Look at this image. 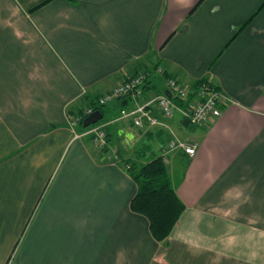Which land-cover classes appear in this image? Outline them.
<instances>
[{
	"label": "crops",
	"instance_id": "0c3cea01",
	"mask_svg": "<svg viewBox=\"0 0 264 264\" xmlns=\"http://www.w3.org/2000/svg\"><path fill=\"white\" fill-rule=\"evenodd\" d=\"M157 67L146 100L167 76L229 99L193 127L194 156L167 155L185 210L166 241L131 208L126 160L169 133L120 118L132 98L111 101L102 150L71 125ZM0 264H264V0H0Z\"/></svg>",
	"mask_w": 264,
	"mask_h": 264
},
{
	"label": "built area",
	"instance_id": "2783aa9c",
	"mask_svg": "<svg viewBox=\"0 0 264 264\" xmlns=\"http://www.w3.org/2000/svg\"><path fill=\"white\" fill-rule=\"evenodd\" d=\"M165 69L157 67L152 71H144L114 86L112 90L102 94L98 98V104L106 106L109 101L120 97H130L139 101L135 108L122 109L120 118H131L137 129L149 130L152 128H162L169 133L167 147L163 149V158L167 162V155L170 151L183 149L190 156H194L197 151V143L182 140L173 131L169 124L174 116V111L180 112L184 118L190 120V125L198 126L209 121L216 120L222 114V105L228 97L220 89L215 87L210 80L200 84L198 89L181 84L174 77H166L168 93L158 94L151 99L144 98V85L153 75H164ZM176 100H181L183 105L177 104ZM94 111L93 106L85 109L83 115H89ZM81 116L71 120V125L79 122ZM112 123V120L91 126L81 133L74 132V139L91 137L92 143L100 150L104 148L107 141L105 127ZM129 145H133L128 140Z\"/></svg>",
	"mask_w": 264,
	"mask_h": 264
},
{
	"label": "trees",
	"instance_id": "16d2710c",
	"mask_svg": "<svg viewBox=\"0 0 264 264\" xmlns=\"http://www.w3.org/2000/svg\"><path fill=\"white\" fill-rule=\"evenodd\" d=\"M204 81L196 82L193 88ZM148 83L147 81L144 88L148 86ZM129 98L128 96L120 97L118 100H121L122 104L126 106L128 102H130ZM90 102L94 110H101L105 116L106 110L104 107L106 106L99 105L96 99H92ZM176 102L179 105H183L181 100H176ZM86 116L87 115H82L79 121L83 130H87L91 127L84 126L83 121ZM108 121L109 120L99 121L96 125ZM152 129H155L159 134L166 131L162 128ZM108 137L109 134H107V138ZM126 166H128L127 170L134 178L138 187L137 194L131 202V208L149 219L150 229L155 239L158 241H166L183 214L185 206L173 187L169 170L163 156H157L145 163L133 162L131 159H127Z\"/></svg>",
	"mask_w": 264,
	"mask_h": 264
},
{
	"label": "rangeland",
	"instance_id": "374dc122",
	"mask_svg": "<svg viewBox=\"0 0 264 264\" xmlns=\"http://www.w3.org/2000/svg\"><path fill=\"white\" fill-rule=\"evenodd\" d=\"M111 101H109L107 104H106V107H104L105 108V110H106V114H105V116L103 117V119L101 120V121H107V120H112L113 119V117L112 116H114V115H116V114H114V115H110V112H109V110H108V108L110 107L109 105H111ZM174 115L176 116L177 115V118H178V120H177V127L181 130V131H177L176 130V134L178 135V137L179 138H181L182 140H186L187 138H189V137H191L192 135H193V132H194V130H193V127H195V126H192V125H189V126H184L183 125V118H182V116L179 114V112L178 111H174ZM180 117H179V116ZM82 118V117H81ZM81 120V119H80ZM96 124H94V125H91V126H95ZM176 127V128H177ZM75 128L77 129L76 131H80L81 129L83 130V128H82V126H81V124L79 123V122H77L76 124H75ZM175 128V129H176ZM120 135L121 134H119V137H120ZM132 134L131 133H127L126 134V137H125V139H123V142H122V146H125V147H127V148H129L130 147V145L128 144V140H131L132 139ZM84 140L86 141H91V143H92V140H91V137H84ZM121 142V141H120ZM106 143H107V141H106ZM93 144V143H92ZM153 145V150H155L156 151V155H155V157L159 154V148L161 147V145H158V144H152ZM150 158H154V156H151L150 154L148 155V157H147V159H150Z\"/></svg>",
	"mask_w": 264,
	"mask_h": 264
},
{
	"label": "water",
	"instance_id": "95a60500",
	"mask_svg": "<svg viewBox=\"0 0 264 264\" xmlns=\"http://www.w3.org/2000/svg\"><path fill=\"white\" fill-rule=\"evenodd\" d=\"M104 115L102 113L101 110L97 109V110H94L92 113H90L89 115H87L85 118H84V126L85 127H89L91 125H94L96 123H98L99 121H101L103 119ZM190 124V120L188 118H185L183 120V125L184 126H188Z\"/></svg>",
	"mask_w": 264,
	"mask_h": 264
}]
</instances>
